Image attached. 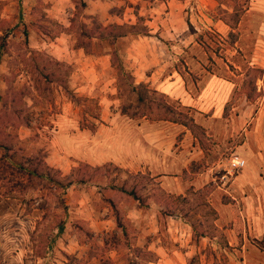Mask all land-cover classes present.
<instances>
[{
  "label": "rangeland",
  "instance_id": "374dc122",
  "mask_svg": "<svg viewBox=\"0 0 264 264\" xmlns=\"http://www.w3.org/2000/svg\"><path fill=\"white\" fill-rule=\"evenodd\" d=\"M82 1L86 5L84 8ZM252 5V0H0V110L6 109L5 106L13 107L12 91H25L23 101L27 106L28 123L18 127L10 125L6 131L19 139V155L25 160L40 155L36 160L42 163L39 168L44 173L34 180L25 175L26 184L13 188L15 191H6L9 189L7 182L0 184V264H100L98 249L107 233L117 229L116 206L126 214L131 224L130 234L136 237V243L139 246L149 244L158 253L160 259L155 264H264V119L258 122L264 98V89L260 88L262 78L257 80V92L253 97L248 98V92L242 88L244 74L253 66L258 26L264 23V12L246 14ZM235 10L242 16L236 30L238 41L232 46L229 43L232 28L224 17ZM91 17L103 25L144 23L150 31L149 35L129 34L115 40H93L99 54L90 55H110L106 64L100 62L93 66L105 70L108 92L93 85L77 90L82 82L77 73H83L84 67H93L84 63V55L80 52L83 48L76 47V33L62 31L52 39V30L69 28L72 18L92 27L95 20ZM139 17H143V21H139ZM218 20L229 26L227 33L216 28ZM32 50L56 57L72 67L69 85L80 101L74 103L61 87L52 84L50 90H45L48 80L40 74L45 62ZM111 52H116L119 63L131 73L127 61L130 53L140 55L143 61L167 55L170 68L165 75L176 68L186 76L174 75L173 83L172 76L166 77L171 97L164 96V100L194 118L204 127L210 140L204 151L185 126L194 137L191 151L201 148L204 157L195 161L193 167L190 165L194 161L189 164V173L178 176L186 185L195 175L190 171L203 170L209 174L208 181L213 188L208 200L217 211L216 224L225 235V239L220 238L221 243L208 237L195 238L182 210L164 211L156 202L145 208L140 200L122 194L120 186L128 181L130 173L139 171L124 167L98 172L81 169L73 175L75 182L67 188L53 181L63 179L71 173L72 167L86 162L80 158V154L86 153L79 141V133L84 131L82 125L95 121V127H86L92 132L102 126L101 120L84 114V110L96 108L102 114L105 108L111 115L118 106L121 112V100L119 104L117 101L120 99L118 72L112 65ZM215 56L232 63L235 69L231 70L242 74L234 77L237 88L225 108L232 85L216 74L204 77L201 82L202 73L213 70ZM255 67L264 68L261 64ZM87 72L83 74L87 76ZM73 73L76 76L71 78ZM194 83L197 86L190 88L189 84ZM114 87L117 91L111 94L110 88ZM29 91L36 95L35 101L27 94ZM62 120L67 121V126ZM233 154L245 158L247 164L223 186L216 170L222 160H228ZM47 165L62 173L51 172ZM244 173L246 177L240 176ZM165 174L175 176L176 173ZM151 175L157 176L156 181L160 182V175ZM145 181L133 177L130 183ZM151 186L141 189L140 195L145 196ZM189 187L175 194H185ZM61 223L63 230L58 235ZM173 224L177 226V235L172 233ZM159 247L162 249L158 251ZM128 251L112 250L107 255L115 264H128ZM135 261L132 264H136Z\"/></svg>",
  "mask_w": 264,
  "mask_h": 264
},
{
  "label": "trees",
  "instance_id": "16d2710c",
  "mask_svg": "<svg viewBox=\"0 0 264 264\" xmlns=\"http://www.w3.org/2000/svg\"><path fill=\"white\" fill-rule=\"evenodd\" d=\"M81 5H83V8L84 6L86 7L83 1L81 2ZM249 8L250 7L247 9ZM241 16L242 13L235 10L234 12L229 13L228 17H224V21L232 28L230 32L231 38L229 41L232 46H234L238 41L239 34L236 30L240 23ZM91 19L95 21L92 22V27H89L88 23H84L82 21L77 23V20L72 18L71 26L69 28L60 27V29L52 30V39L59 36L62 31H68L73 34L76 33V47L83 48L85 53L90 55L99 54V52L95 49V45L97 43L93 40H115L129 34H150L149 29L146 25H144V23L103 25L97 20V18L91 17ZM139 21H143V17H139ZM32 53L38 55L45 62L44 67H42L40 71V74L42 75L41 77L48 80L45 90H50V84H52V86L61 87L68 94V96L72 98L74 103L81 100L80 97L75 95L69 85V77L72 73V67L70 65L65 63L63 60L57 59L56 57H47L44 53L36 50H32ZM110 54L112 65L117 68L118 72L117 90L121 100V114L130 118L145 117L150 120H167L182 124L191 130L194 137L199 141L201 148L206 151L208 147L207 141L210 140V137L207 136L204 127L197 124L194 118L177 110L174 106L167 103L164 100L165 95L163 93L151 88L145 82L137 83L135 76L130 71L126 70L121 63H119L116 52H111ZM229 66L231 69H235L232 63H230ZM259 78L264 79V69L249 66L244 74V80L242 83V88L248 92V98L253 97L252 94L257 92V80ZM12 92H14L12 95L14 99L11 101L13 107L9 108L8 106H5L6 109L0 110V184L2 181L8 183L6 185L9 189H6V191H15L13 188L25 185L26 183H24V177L27 174L28 176H31L29 180L40 179V176L44 174L39 168L42 163L36 160V158L40 155L37 154V156L31 158L32 160L30 161L25 160L23 155H19L21 147L19 139L16 138L13 133L6 131L10 125L18 127L28 123L26 114L27 106L23 101L25 91L16 90V92ZM27 94L32 96L35 101L36 95L32 91H29ZM4 103L6 104V102ZM84 114L101 120V113L96 108L94 111L84 110ZM89 124L90 125H82V128H93L96 123L95 121H89ZM180 138L181 137H179V139ZM8 152L11 153L8 154ZM195 163V161L192 162L190 167H193ZM47 167L51 172L54 170L62 173L60 169L56 167L50 165H47ZM111 167L119 170L122 169L113 162H106L102 165H91L87 162H81L78 167L71 168V173L69 175H64L63 179H53V181L59 187L67 188L75 182L73 175L77 172L80 173L81 169L98 172L104 169H110ZM21 168L25 172H22ZM197 172L198 170L190 171L191 174ZM184 173H189V170H185ZM9 175L11 177H9ZM133 177L145 179L146 181L144 183H135L134 185H131L132 183L130 182ZM156 177L157 176H152L150 172L143 173L139 171L135 174L130 173L128 181H126L124 185L120 186L119 191H121L122 194L125 193L130 195L135 200H140L141 205L145 208L148 207L151 202H156L164 211H184L182 216L192 226L195 238L199 239L208 237L210 239H215L218 243H221L220 238H224L225 235L223 229L216 224L217 211L208 200L209 193L213 188L212 184L209 183L198 189L194 186H190L186 190L185 194H175L165 190L162 187L161 182L156 181ZM14 178L16 179L14 180ZM50 178L52 179V175H50ZM149 185H152L149 192L145 196H141V189L145 187L148 188ZM114 201L112 202L116 205L115 202L117 203V201ZM115 208L117 214L119 215L118 218H116L117 229L107 233V237L105 238L106 240L103 241V244L98 249L100 264H115L113 259L107 255V252L112 250L120 251L122 249L129 250L126 255L128 264H132L134 259L136 260V264L157 263L160 259L158 253L152 250L149 247V244L139 246L136 243V237L130 234L131 224L128 219L125 218L126 214L119 208V206H116ZM195 214H198L200 217L194 218ZM62 230L63 225L61 223L59 224L58 235L62 232ZM55 238H53L52 241Z\"/></svg>",
  "mask_w": 264,
  "mask_h": 264
},
{
  "label": "crops",
  "instance_id": "0c3cea01",
  "mask_svg": "<svg viewBox=\"0 0 264 264\" xmlns=\"http://www.w3.org/2000/svg\"><path fill=\"white\" fill-rule=\"evenodd\" d=\"M252 3H254V5L250 6L246 14L256 11L264 12V0H253ZM215 26L223 33H227L229 29V26L221 20H218V22L215 23ZM254 45L255 50L252 64L253 66L261 64L264 67V23H261L258 26ZM80 52L84 55V63L89 64L92 67L100 62L106 64L108 58H110L109 54L98 57L85 54L83 49H80ZM205 54L207 55L206 52ZM203 56L204 55L201 54L200 58H203ZM131 57H134V59ZM146 60L147 61H143L142 58L140 59V55L134 56L133 53H130V57L127 59L132 74L136 78V82L148 83L152 88L163 93L167 98H169V96L171 97V92L167 87L168 84L165 83L166 77L172 76L171 82L173 83L176 80L174 75L186 76L182 71H179L176 68L170 69L172 71L165 75L170 68L168 67L170 62L167 55L164 58H146ZM214 60H216V62L213 70L208 72V74L202 73L204 76H202L201 82L205 79L204 77L216 74L232 85L228 97L225 99V108L226 104L232 99L237 88V84L234 82V77L239 78L242 74H236L232 71L229 66L230 62L225 61L222 57L215 56ZM98 69H100L98 66L95 68H82L84 74L85 72H88L87 76L83 73H77V75L82 78L80 79L82 82L79 83L81 86L78 87L77 90H82L86 88V86L90 87L93 85L94 88L101 87L105 89V92H108L109 83L106 82L107 78L104 77L105 70ZM191 70L193 69L191 68ZM75 76L76 73H73L71 78H74ZM261 82L262 85L260 88L263 87L264 89V79H262ZM173 85L174 84L171 86ZM193 86L197 85L195 83L194 85L189 84L190 88ZM110 90L111 94H114L117 91L116 87L113 89L110 88ZM117 101L119 104L120 99L117 98ZM182 106L193 107L191 105ZM223 112L224 109L222 113ZM109 114L110 113H108L107 109L104 108L101 114L102 126H100L95 132L84 128V131L79 133L81 148L86 150L85 154H80L82 160L91 165H102L106 162H113L118 166L130 169L131 171H149L153 175H160L162 187L171 193H183L184 189L189 186L202 188L209 184V174L203 172V170L194 173V177H191L192 180H188V183L186 184L187 186L184 185V181L178 176L179 173L188 170L189 164L192 161H198L204 157V152L201 148L195 149L194 152L191 151L194 145V137L184 125L174 122L151 121L147 118L139 121L134 120L121 114L118 110V106L114 113H111V115ZM258 115V122L260 123L264 119V98L262 99ZM64 117L67 118L66 116ZM105 121L108 123H105ZM62 122L65 125L67 124V121L65 120H62ZM179 137L181 138L179 139ZM56 143L58 144L59 142L56 141ZM241 152L244 156H247L244 151ZM165 173L176 174H174L175 176H168ZM242 175H245L246 177V173L241 174L240 176ZM176 228L177 226L173 224V234H176ZM188 231L190 232L189 229ZM188 240L189 238H187L185 242ZM160 248L161 247L158 248V251Z\"/></svg>",
  "mask_w": 264,
  "mask_h": 264
},
{
  "label": "built area",
  "instance_id": "2783aa9c",
  "mask_svg": "<svg viewBox=\"0 0 264 264\" xmlns=\"http://www.w3.org/2000/svg\"><path fill=\"white\" fill-rule=\"evenodd\" d=\"M247 164L245 158L239 154H233L231 157L221 161L220 167L216 170L218 178L223 182V186H227L237 175V172L244 168Z\"/></svg>",
  "mask_w": 264,
  "mask_h": 264
}]
</instances>
